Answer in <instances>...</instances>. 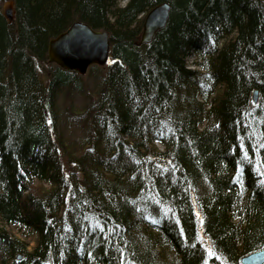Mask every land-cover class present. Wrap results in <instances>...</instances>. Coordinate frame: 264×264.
Wrapping results in <instances>:
<instances>
[{
  "label": "trees",
  "instance_id": "1",
  "mask_svg": "<svg viewBox=\"0 0 264 264\" xmlns=\"http://www.w3.org/2000/svg\"><path fill=\"white\" fill-rule=\"evenodd\" d=\"M13 1L11 23L0 7V264H242L264 248V0ZM161 3L168 24L140 45ZM76 21L108 32L112 63L90 68L96 98L61 115L67 95L85 99L82 76L56 65L45 82L39 65Z\"/></svg>",
  "mask_w": 264,
  "mask_h": 264
},
{
  "label": "water",
  "instance_id": "2",
  "mask_svg": "<svg viewBox=\"0 0 264 264\" xmlns=\"http://www.w3.org/2000/svg\"><path fill=\"white\" fill-rule=\"evenodd\" d=\"M2 13L8 22H13L16 16L15 3L8 0ZM171 6L161 3L152 8L143 21L140 45L151 44L156 34L163 30L169 21ZM47 57L50 63L64 71L85 75L89 67L108 65L111 57L110 36L105 30H95L81 21L71 24L64 32L51 38L48 42ZM259 91L253 92L252 101L258 104ZM242 264H264V248L244 256Z\"/></svg>",
  "mask_w": 264,
  "mask_h": 264
},
{
  "label": "rangeland",
  "instance_id": "3",
  "mask_svg": "<svg viewBox=\"0 0 264 264\" xmlns=\"http://www.w3.org/2000/svg\"><path fill=\"white\" fill-rule=\"evenodd\" d=\"M7 1L8 0H5V1L4 0H0V7H1V9L3 8L4 4ZM126 2H127L126 0L125 1H121V5L124 6L126 4ZM141 34H142V32H141ZM200 61H201V58L199 56L191 55L186 60V66L189 67V68H191V69H199V68H201L200 65H199V62ZM111 63H112V60L110 58L108 64H111ZM107 66L108 65H106L104 67H100L99 66L100 69H98V75L103 74V71H105V67H107ZM55 67H57V66L55 64H53V63H50L49 60H47V61L43 62L41 65H39L40 75L44 79L45 82L47 81L46 78H47L48 73H50L52 71V69L55 68ZM92 75H93V72L91 70H88V72L85 75H81L82 76V81H83V83H84V85L86 87V92H87L85 94V99H82L81 101L78 102L77 99L73 100V96L72 95H67L64 98V101L63 102H62V100L60 101V105L61 106H60V109H59V113L61 115L65 114L66 111L67 112L68 111L74 112L75 110H73L72 106H74V108L77 107V105L78 106H82V105L86 104L87 101L96 98L95 85L99 81H98V79H93V76ZM68 108H70V109H68ZM71 115L72 114L70 113L69 116H71ZM71 118H75V116L73 115ZM65 134L68 136L67 132H65ZM155 146L160 151H163L164 150V146L162 144L156 143ZM68 158H69L68 156H65V157H62L61 160L64 162V160H67ZM64 164H65V162H64ZM34 185L36 186V188L41 189L42 192H45L46 190H49L50 189V185L43 184V183H39L37 181L35 182ZM7 228L10 229V230H12V232L18 238H20L25 243H27L28 244V249H32L33 248V246L35 244V241H36V236H34V234H32V232H30L29 230H26V229L17 227V226H10V225H8Z\"/></svg>",
  "mask_w": 264,
  "mask_h": 264
},
{
  "label": "bare ground",
  "instance_id": "4",
  "mask_svg": "<svg viewBox=\"0 0 264 264\" xmlns=\"http://www.w3.org/2000/svg\"><path fill=\"white\" fill-rule=\"evenodd\" d=\"M92 66H97V65H92ZM92 66L89 67V70H91L90 68H91ZM98 67H99V66H98Z\"/></svg>",
  "mask_w": 264,
  "mask_h": 264
}]
</instances>
